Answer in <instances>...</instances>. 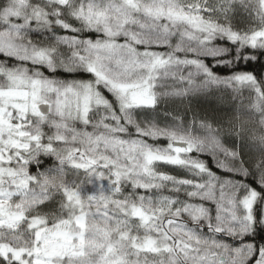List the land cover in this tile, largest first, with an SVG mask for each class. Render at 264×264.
<instances>
[{
  "label": "snow or ice",
  "instance_id": "1",
  "mask_svg": "<svg viewBox=\"0 0 264 264\" xmlns=\"http://www.w3.org/2000/svg\"><path fill=\"white\" fill-rule=\"evenodd\" d=\"M0 264H264V0H0Z\"/></svg>",
  "mask_w": 264,
  "mask_h": 264
}]
</instances>
